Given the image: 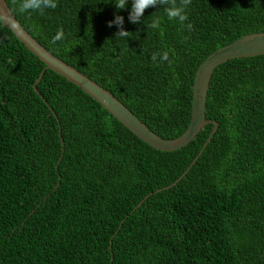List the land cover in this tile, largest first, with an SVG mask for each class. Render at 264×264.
<instances>
[{
	"label": "trees",
	"instance_id": "obj_1",
	"mask_svg": "<svg viewBox=\"0 0 264 264\" xmlns=\"http://www.w3.org/2000/svg\"><path fill=\"white\" fill-rule=\"evenodd\" d=\"M5 2L36 41L164 138L187 126L198 63L264 32V0H191V31L162 5L130 22L131 0H56L42 15ZM116 15L127 38L108 25ZM163 51L171 63L154 64ZM43 67L0 23V264H264V53L214 67L205 118L217 126L198 156L212 123L156 149L53 69L35 91Z\"/></svg>",
	"mask_w": 264,
	"mask_h": 264
},
{
	"label": "water",
	"instance_id": "obj_2",
	"mask_svg": "<svg viewBox=\"0 0 264 264\" xmlns=\"http://www.w3.org/2000/svg\"><path fill=\"white\" fill-rule=\"evenodd\" d=\"M6 0H0V10L6 12L10 19L3 23L18 40H21L26 47L34 53L42 62L44 67L41 73L33 82V89L37 91L35 82L42 75L44 68H50L63 75L67 80L77 85L92 98H95L102 107H104L112 116L126 126L131 132L144 142L162 150H174L186 144L197 131L207 122L212 123V127L204 140L198 156L204 149L207 141L217 126V121L211 118H205V100L208 83L214 70V67L224 60L240 55H255L264 53V32H245L230 43L221 45L208 53L196 66L193 82L191 84V104L190 116L187 126L179 135L175 137H161L143 121H141L126 105L116 98L109 90L100 85L96 80L72 65L65 62L60 57L51 53L41 43L36 41L28 31L17 21L11 13ZM192 159V161L196 158ZM191 161V162H192ZM191 162L188 166H190ZM186 167V169L188 168ZM185 169V170H186ZM181 174L174 180H178ZM168 185V184H167ZM166 185V186H167ZM140 202V201H139ZM139 202L136 204L138 205ZM134 205V207L136 206ZM122 221V220H121ZM121 223L119 224V226ZM112 234L109 236L108 245L110 246Z\"/></svg>",
	"mask_w": 264,
	"mask_h": 264
},
{
	"label": "clouds",
	"instance_id": "obj_3",
	"mask_svg": "<svg viewBox=\"0 0 264 264\" xmlns=\"http://www.w3.org/2000/svg\"><path fill=\"white\" fill-rule=\"evenodd\" d=\"M15 2V0H14ZM115 7L117 9H124L128 0H115ZM191 3V0H131V9L129 11L128 19L132 23L141 22V18L144 15V12L147 8L162 5L164 6V12L169 20L178 21L182 28H186L188 31H191L193 25L191 22L185 23L188 21V15L185 11L186 7ZM57 7L56 0H19L17 10L19 13H30V12H39L41 15L44 13L45 9H55ZM10 19V16L2 10H0V23H7ZM124 19L120 15H116L114 20L109 21L108 25L111 27L113 24L119 29L115 34L120 37H128L129 32L124 30L122 25ZM148 27L158 29L160 28L159 18H154L151 24ZM63 29H58L55 35L51 39V43L55 44L57 41L64 40ZM159 57V60H158ZM151 61L155 63H162L163 61L169 60V52H153L150 57Z\"/></svg>",
	"mask_w": 264,
	"mask_h": 264
},
{
	"label": "bare ground",
	"instance_id": "obj_4",
	"mask_svg": "<svg viewBox=\"0 0 264 264\" xmlns=\"http://www.w3.org/2000/svg\"><path fill=\"white\" fill-rule=\"evenodd\" d=\"M127 128V127H126ZM146 143V142H145ZM148 144V143H147ZM153 147V146H152ZM155 148V147H154ZM157 149V148H156ZM162 151V150H161ZM62 156V155H61Z\"/></svg>",
	"mask_w": 264,
	"mask_h": 264
}]
</instances>
